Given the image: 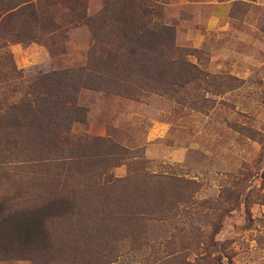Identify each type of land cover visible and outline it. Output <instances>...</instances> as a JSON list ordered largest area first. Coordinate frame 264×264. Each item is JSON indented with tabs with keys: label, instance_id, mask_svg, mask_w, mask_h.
Instances as JSON below:
<instances>
[{
	"label": "rangeland",
	"instance_id": "obj_1",
	"mask_svg": "<svg viewBox=\"0 0 264 264\" xmlns=\"http://www.w3.org/2000/svg\"><path fill=\"white\" fill-rule=\"evenodd\" d=\"M29 2L0 16V264H264V0Z\"/></svg>",
	"mask_w": 264,
	"mask_h": 264
},
{
	"label": "trees",
	"instance_id": "obj_2",
	"mask_svg": "<svg viewBox=\"0 0 264 264\" xmlns=\"http://www.w3.org/2000/svg\"><path fill=\"white\" fill-rule=\"evenodd\" d=\"M29 1L30 0H24V1L22 0H0V16L2 15L5 16L6 15L5 13H11L14 10L19 15L24 14L27 8L29 9L30 7L28 5L30 4ZM148 2H150V0H146L147 4ZM24 3L28 5V7L25 8L26 5ZM156 6H157L156 4L154 6L150 4V6L146 7V9L144 10V13H142L143 18H145L147 21V25H146L147 29H144L143 31L141 30V32L147 35L149 40H154V42L157 40L156 39L157 37H160V38H170L171 37L172 39H174L175 29L172 26L163 24L162 22V24L160 25L162 26V31L157 32L156 29H159V28L151 25V23H153L154 21L153 18L155 16V14L153 13H157L156 11H158L156 10ZM157 7H161V5H158ZM132 31L135 32L134 29ZM167 54H171V53L168 52ZM147 60L152 65H158L160 62V56H154L152 58L148 57ZM62 81L63 79H60L56 83L57 88L59 90V92L56 93L58 104L62 103V99H63V94L60 91L61 88L63 87ZM5 222L10 223L11 225V226L9 225L11 228L10 230L11 234H7V237L14 239L15 242L18 241L19 243H24V244H29L30 242H32V240H34L35 235L38 234V231L42 225V220L39 217H33L30 215L19 217V219H15L14 222L6 221V220ZM17 253H21L20 255H18L19 258H24V256H26L24 255L25 254L24 252H17Z\"/></svg>",
	"mask_w": 264,
	"mask_h": 264
}]
</instances>
